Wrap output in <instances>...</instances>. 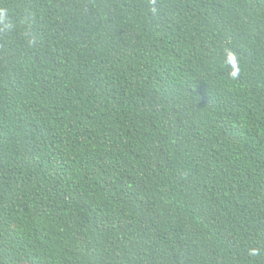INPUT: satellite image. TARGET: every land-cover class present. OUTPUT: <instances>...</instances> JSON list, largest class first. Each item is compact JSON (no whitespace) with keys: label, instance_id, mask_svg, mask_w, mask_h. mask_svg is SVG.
Segmentation results:
<instances>
[{"label":"trees","instance_id":"16d2710c","mask_svg":"<svg viewBox=\"0 0 264 264\" xmlns=\"http://www.w3.org/2000/svg\"><path fill=\"white\" fill-rule=\"evenodd\" d=\"M0 264H264V0H0Z\"/></svg>","mask_w":264,"mask_h":264},{"label":"clouds","instance_id":"9594fccd","mask_svg":"<svg viewBox=\"0 0 264 264\" xmlns=\"http://www.w3.org/2000/svg\"><path fill=\"white\" fill-rule=\"evenodd\" d=\"M152 11H153V13H155V12L157 11V9L154 7V8L152 9ZM251 254H252V255H256V254H257L256 250H253V251L251 252Z\"/></svg>","mask_w":264,"mask_h":264}]
</instances>
